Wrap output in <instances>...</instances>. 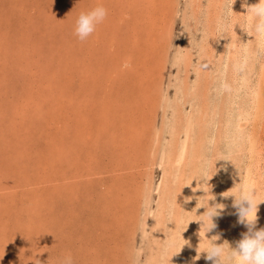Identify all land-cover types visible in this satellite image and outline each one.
Here are the masks:
<instances>
[{
    "label": "rangeland",
    "instance_id": "374dc122",
    "mask_svg": "<svg viewBox=\"0 0 264 264\" xmlns=\"http://www.w3.org/2000/svg\"><path fill=\"white\" fill-rule=\"evenodd\" d=\"M98 3L106 18L78 39L76 16ZM194 7L190 0H0V264H61L68 254L72 264H133L137 256L149 264L168 233L153 230L168 134L158 145L153 135L179 102L172 101L180 54L191 45L198 58L205 16ZM195 102L189 96L183 110ZM230 143L214 156L210 206L237 175L225 161ZM227 233L225 244L233 241ZM204 255L197 264H210Z\"/></svg>",
    "mask_w": 264,
    "mask_h": 264
},
{
    "label": "bare ground",
    "instance_id": "6f19581e",
    "mask_svg": "<svg viewBox=\"0 0 264 264\" xmlns=\"http://www.w3.org/2000/svg\"><path fill=\"white\" fill-rule=\"evenodd\" d=\"M255 3L257 0H234L230 19L237 22V25L232 28L229 24L220 32L218 19L223 16L226 24L229 21L225 0H190L192 9L195 6L197 13L204 12L205 19L202 20L197 61L192 59L193 54L188 49L191 45L179 56L182 68L178 69L175 78L178 82L172 101L179 102L172 105L174 107L169 121H164V127L162 125V129L155 130L153 135L158 145L164 134H168L159 164L162 167V178L157 188L158 205L153 214L154 233L161 234L165 228L168 233L165 239L158 237L157 247L149 248V264H197L195 258L203 256L201 250L207 247V239L219 235L215 243L222 244L228 230H233V241L229 244L233 243L232 247H235L241 234L248 229L238 223V210L233 206L234 197L224 195L254 186L256 199H264V57L257 58L254 55L256 39L249 34L246 19V6ZM192 12L190 18L193 16L197 19L196 12ZM199 21H191L194 22L193 28H196ZM219 33H223L222 38L217 36ZM218 42H221L220 46ZM213 47L220 49L216 58ZM240 66H243L242 70H238ZM190 73H193L192 79ZM213 86L217 87V92L214 91L216 98L211 101L209 93ZM189 96L196 102L191 104V111L186 112L183 108ZM230 139L231 150L227 153L233 155L224 160L232 167L231 171L237 168V175L228 178L231 181L227 186L224 185L219 195L221 199L219 203L216 202L224 207L219 210L215 232L211 230L204 235L201 222L190 220L201 219L199 215L206 210L201 204L206 203V197L213 190L214 175L211 176V173L215 170H211L214 162H217L214 156L221 155V152L218 154L221 142ZM202 175L211 176L207 184L200 180ZM230 215L233 217L231 226L228 225ZM256 216L255 228H264V201L258 203ZM184 240L187 243L180 249Z\"/></svg>",
    "mask_w": 264,
    "mask_h": 264
},
{
    "label": "clouds",
    "instance_id": "9594fccd",
    "mask_svg": "<svg viewBox=\"0 0 264 264\" xmlns=\"http://www.w3.org/2000/svg\"><path fill=\"white\" fill-rule=\"evenodd\" d=\"M233 2L234 0H225L228 8L229 21L226 24L223 16L218 19V29L220 31H223L229 24L232 28L234 25H237V22L231 21L230 19L231 13L233 12ZM107 14V9L100 3L89 10L79 12L74 20L75 36L80 40L87 39L94 33L96 26L103 22ZM246 14L250 29L249 34L256 39L254 55L257 58L264 57V0H257V3L254 5L246 6ZM242 68L243 66H240L238 70H242ZM211 176L202 175L200 180L207 184V180ZM229 195L234 197L233 206L238 210V223L244 224L248 231L241 234V239L236 242L235 247H231L228 243L225 244V242L222 244L215 243L219 239V235H216L211 239H207V247L201 251L206 253L205 258L212 261L213 264H264V228H255L257 205L259 202L264 201V199H256V188L254 186L244 187L235 193L229 192L224 196L227 197ZM210 199L212 197L208 198L206 203L201 204L206 209L202 215H199L201 219L190 220L201 222V226L203 225L204 228V235L216 227L212 218L219 216L220 212L218 209L222 210L224 207L219 204L210 206L208 204ZM186 243L187 241L182 243L180 249ZM198 258L199 256L195 259ZM138 259L139 257L137 256L133 264H138ZM61 264H72L71 255H65Z\"/></svg>",
    "mask_w": 264,
    "mask_h": 264
}]
</instances>
